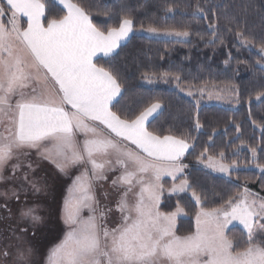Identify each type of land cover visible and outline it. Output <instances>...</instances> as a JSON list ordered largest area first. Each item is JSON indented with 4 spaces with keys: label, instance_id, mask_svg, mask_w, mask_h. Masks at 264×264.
Wrapping results in <instances>:
<instances>
[{
    "label": "snow or ice",
    "instance_id": "6c2138e0",
    "mask_svg": "<svg viewBox=\"0 0 264 264\" xmlns=\"http://www.w3.org/2000/svg\"><path fill=\"white\" fill-rule=\"evenodd\" d=\"M55 2L65 10L58 19H48L42 0H0V125L4 127L0 173L21 149H36L61 172L69 166L83 168L64 200L67 231L49 249L43 264H264V196L260 193L244 187L224 199L213 190L211 196L222 202L209 209L204 207L208 196L202 198L193 190L191 196L199 205L195 231L183 236L177 234V219L184 209L177 205L175 211H160L162 177L172 178L171 193L192 188L186 177L179 184L175 181L185 175L188 165L182 160L196 145L186 137L148 130L162 110L159 102L134 119H122L112 110L124 90L117 74L97 66L94 57L97 53L118 56L117 49L133 32V20L124 18L119 27L103 31L80 4ZM203 12L198 7L193 15ZM21 18H26V27L21 26ZM240 43L250 50L255 47L247 37ZM259 54L264 60V45ZM260 67L264 70V64ZM173 79L179 85L180 76ZM197 91L202 96L205 89ZM200 127L197 118L195 128ZM118 141L131 142L138 151L121 147ZM212 147L214 142L199 153L198 161L213 172L229 174L228 182L238 184L230 177L235 162L224 163V151L209 154ZM251 152L255 157L256 149ZM19 166L13 164V172ZM258 167L264 170V165ZM117 168L121 175L112 184L124 188L116 205L122 217L110 228L103 223L106 213L100 210L93 186L107 178L106 171ZM33 188L40 191L35 184ZM21 216L34 225L41 221L34 208L23 209ZM230 225L240 226L246 247L229 239ZM32 253L31 248L20 251L19 260L31 264ZM3 254L8 255L6 250Z\"/></svg>",
    "mask_w": 264,
    "mask_h": 264
},
{
    "label": "trees",
    "instance_id": "16d2710c",
    "mask_svg": "<svg viewBox=\"0 0 264 264\" xmlns=\"http://www.w3.org/2000/svg\"><path fill=\"white\" fill-rule=\"evenodd\" d=\"M48 19L65 14L52 0H42ZM90 14L101 30L119 27L124 18L133 20V29L187 31L185 42L151 39L133 35L118 50V56L99 58L97 66L117 74L124 90L120 103L113 107L122 119H134L144 108L159 102L163 110L147 125L158 135L186 137L196 148L183 159L188 165L185 176L192 188L188 193L164 195L161 212L184 209L185 218L177 222V234L195 231L198 205L191 197L195 190L208 196L206 208L219 207L222 201L211 196L214 190L224 199L236 196L244 187L264 196V172L250 169L264 165V70H261L259 50L264 45V0H72ZM203 8L198 13L197 8ZM243 33L237 37L236 33ZM247 39L253 50L240 43ZM260 62L259 64L257 62ZM227 62V63H226ZM180 76L184 90L200 88H235L237 107L217 104L198 105L194 99L175 88L174 76ZM201 127L195 128L196 119ZM211 137V140L209 138ZM209 154L224 151L228 164L241 168L222 177L198 166L199 153L206 146ZM251 148L256 149L253 160ZM260 168V167H259ZM227 231L229 239L246 247L240 227Z\"/></svg>",
    "mask_w": 264,
    "mask_h": 264
},
{
    "label": "rangeland",
    "instance_id": "374dc122",
    "mask_svg": "<svg viewBox=\"0 0 264 264\" xmlns=\"http://www.w3.org/2000/svg\"><path fill=\"white\" fill-rule=\"evenodd\" d=\"M133 31L137 36H145L156 40L185 42L190 39V35L178 36L176 35L178 32L174 31L156 30L153 32L150 31V29L143 28ZM256 51L259 53V50ZM175 88L180 91L181 87H179L178 82L175 83ZM204 89L205 91L202 96L195 89H187L180 92L194 99L196 103L198 102L197 104L199 106L217 104L226 107H237V89L209 87ZM27 91L30 90H26V92ZM189 91H191L193 95H188ZM209 92L212 93L211 98H209ZM3 131V125H0V132ZM80 139L82 140L83 137L81 136ZM118 142L123 146L121 141ZM252 158L255 160L256 155L254 157L252 154ZM17 163L20 166L13 172L12 165ZM224 163L228 164L225 161ZM29 164H31V168H29ZM235 164L237 167L235 170H232L230 174L239 169H243V167L241 168L237 163ZM198 166L219 176L229 177V174L213 172L211 169L206 168L204 163L200 161ZM250 169L264 172V170L255 165H251ZM81 171H83L82 167L69 166L66 168L65 172H61L51 160L42 158L36 149H21L19 153L9 161L2 173H0V175L4 177L0 179V205L9 206L12 209L11 218L8 217L7 219V217H5V219L0 221V264H23V262L19 260V252L26 251L28 248L33 250L31 257H29L31 264H43L49 249L58 244L67 231V225L64 223L62 214L64 200L69 196V190L73 185V181L80 175ZM121 171L122 170L119 168L113 171H106L105 175L107 178L95 181L93 186L96 198L99 201L100 210L106 213V219L103 223H106L110 228L116 227V225L121 222L122 217V214L117 211L116 205L124 188L121 186L114 187L112 184V181L121 175ZM25 176H27V179H25ZM184 176H180L175 183L179 184L181 180L185 179ZM160 183L163 185L160 205L164 195L175 196L184 194L171 193L169 191L173 186V180L169 176L162 177ZM33 184H35L37 188H40V191H35ZM136 190L138 191V188ZM13 192H15L16 195H13ZM188 192L189 189L185 193ZM105 193H107V195H105ZM192 199L195 202V198L192 197ZM26 208H34L36 210V214L41 217L40 223L34 225L30 218L21 216V211ZM84 215H88L87 211H85ZM186 216L184 211V213L178 217L177 222L179 219L185 218ZM229 227L232 228L233 226L230 225ZM235 227L240 226L236 225ZM5 250L8 253L7 256L3 254Z\"/></svg>",
    "mask_w": 264,
    "mask_h": 264
},
{
    "label": "crops",
    "instance_id": "0c3cea01",
    "mask_svg": "<svg viewBox=\"0 0 264 264\" xmlns=\"http://www.w3.org/2000/svg\"><path fill=\"white\" fill-rule=\"evenodd\" d=\"M52 1H54L55 2V0H52ZM56 3V2H55ZM62 9H63V6H60ZM65 11V10H64ZM20 24H21V26L22 27H26L27 26V22H26V18H21V20H20ZM134 30V29H133ZM134 35V31L133 32H131V33H129V38L127 39V41L126 42H124V43H122V46L124 45V44H126L127 42H128V40L132 37ZM22 47V46H21ZM119 49H117V51H118ZM109 57H112V56H109ZM109 57H104L103 56V54H101V53H97V56L96 57H94V62L97 60V59H99V58H109ZM162 110H163V107H162ZM162 110H158V112H159V114L162 112ZM158 114V115H159ZM122 144H123V146H121V147H127L129 150H132V151H138V149H136V146L135 145H132L131 144V142H128V141H122ZM190 151V150H189ZM186 155H187V153H186ZM185 155V156H186ZM184 159V158H183Z\"/></svg>",
    "mask_w": 264,
    "mask_h": 264
},
{
    "label": "flooded vegetation",
    "instance_id": "af4514ba",
    "mask_svg": "<svg viewBox=\"0 0 264 264\" xmlns=\"http://www.w3.org/2000/svg\"><path fill=\"white\" fill-rule=\"evenodd\" d=\"M12 216V209L9 206L0 205V221H2L3 219H5V217H10Z\"/></svg>",
    "mask_w": 264,
    "mask_h": 264
}]
</instances>
